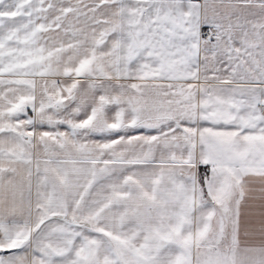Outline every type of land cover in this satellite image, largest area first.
<instances>
[{"label": "snow or ice", "instance_id": "obj_1", "mask_svg": "<svg viewBox=\"0 0 264 264\" xmlns=\"http://www.w3.org/2000/svg\"><path fill=\"white\" fill-rule=\"evenodd\" d=\"M0 264H264V0H0Z\"/></svg>", "mask_w": 264, "mask_h": 264}]
</instances>
